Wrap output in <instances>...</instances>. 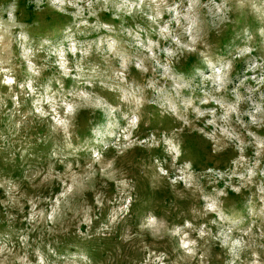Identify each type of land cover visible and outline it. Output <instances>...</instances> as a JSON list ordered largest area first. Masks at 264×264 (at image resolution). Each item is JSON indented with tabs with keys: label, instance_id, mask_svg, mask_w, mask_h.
I'll use <instances>...</instances> for the list:
<instances>
[{
	"label": "rangeland",
	"instance_id": "1",
	"mask_svg": "<svg viewBox=\"0 0 264 264\" xmlns=\"http://www.w3.org/2000/svg\"><path fill=\"white\" fill-rule=\"evenodd\" d=\"M0 264H264V0H0Z\"/></svg>",
	"mask_w": 264,
	"mask_h": 264
}]
</instances>
